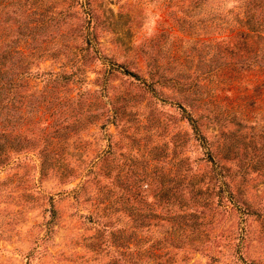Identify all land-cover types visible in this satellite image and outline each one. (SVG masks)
Returning <instances> with one entry per match:
<instances>
[{
  "label": "rangeland",
  "instance_id": "obj_1",
  "mask_svg": "<svg viewBox=\"0 0 264 264\" xmlns=\"http://www.w3.org/2000/svg\"><path fill=\"white\" fill-rule=\"evenodd\" d=\"M197 3L17 1L40 54L29 82L57 92L9 113L34 145L0 166V264H124L130 207L149 225L126 250L137 257L142 234L149 264H264V167L249 154L264 155L263 60L219 64Z\"/></svg>",
  "mask_w": 264,
  "mask_h": 264
},
{
  "label": "trees",
  "instance_id": "obj_2",
  "mask_svg": "<svg viewBox=\"0 0 264 264\" xmlns=\"http://www.w3.org/2000/svg\"><path fill=\"white\" fill-rule=\"evenodd\" d=\"M17 1L0 0V22L3 24L0 29V166L8 162L14 153L29 147V145H34V142L24 133L19 132L12 135L15 123H11L9 116L11 109L14 110L15 119L20 121L24 111L34 113L46 97H49L47 101H50L52 98L51 91H53L54 97H56L57 92L55 90L56 84H54L55 78H45L43 89L32 88L29 82L31 78L41 75L31 70V64L40 54L39 52L34 54L35 47L28 45L29 43L27 44L24 39L25 30L23 21L20 20V5L16 4ZM236 2L235 6L225 8L223 0H215L214 2L212 0H198L197 5L201 6L205 13L202 17V20L205 21L202 26L203 41L214 42L216 59L220 57L219 64L230 65L234 60L254 63L257 59V53H259L264 66V0H236ZM11 13L14 14L12 23L9 21ZM13 25L17 27L15 31L11 29ZM36 29V26L31 27L32 32H35ZM210 32L214 33L210 35ZM209 72L210 70L207 69L206 74ZM70 74L64 72L61 75L69 77ZM49 82L51 84L47 87ZM39 96H42L40 100H38ZM186 118L197 136L202 138L197 118L193 117L190 112H187ZM249 145V154L256 158L251 166L264 167V155L260 154L263 146L258 147L255 143ZM230 149L228 147L223 157L228 158ZM243 150L244 154L248 151L246 147H243ZM233 152L236 157L237 149ZM207 154L213 159L214 156L209 147ZM214 168L215 174L212 177L216 180L217 192L225 195L227 188L225 180L221 178L222 172L220 169ZM141 214L143 212H138L132 207L129 208L132 229L121 240L124 246L122 251V255H125L123 257L124 264H149L148 259L152 255L153 244L143 247V242L145 245L148 238H141L142 234L136 238L134 243V248L138 246L137 257L131 256L130 252L126 250L129 248L126 241L135 238L137 232L143 230L144 225H149L148 215L143 214L141 216ZM155 253V256L165 255V253ZM152 264H159V262ZM162 264H170L169 259L165 258V262Z\"/></svg>",
  "mask_w": 264,
  "mask_h": 264
}]
</instances>
